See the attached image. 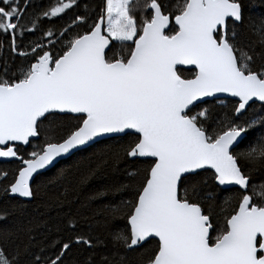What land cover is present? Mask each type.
<instances>
[{"label":"snow or ice","instance_id":"6c2138e0","mask_svg":"<svg viewBox=\"0 0 264 264\" xmlns=\"http://www.w3.org/2000/svg\"><path fill=\"white\" fill-rule=\"evenodd\" d=\"M31 6L0 0V158L20 161L11 178L0 170V195L41 197L63 171L35 185L34 174L97 144L81 182L124 163L129 183L90 199H132L86 230L67 216L47 244L0 210V264H264V12L248 0H103L93 14L85 0L70 23L41 28L81 5ZM231 187L239 195L220 200Z\"/></svg>","mask_w":264,"mask_h":264},{"label":"trees","instance_id":"16d2710c","mask_svg":"<svg viewBox=\"0 0 264 264\" xmlns=\"http://www.w3.org/2000/svg\"><path fill=\"white\" fill-rule=\"evenodd\" d=\"M87 1V0H86ZM94 13H98L99 9L97 5H101L103 0H94ZM169 4H176L178 0H167ZM250 5V10L253 15L259 16L261 12H264V0H248ZM80 5L85 3V0H78ZM73 7L70 10H66L65 14L61 15L58 18H54L49 21L47 18H43L40 22L41 28H48L51 26L56 27V21L65 16L70 11L76 9ZM40 35V32L36 33V36L25 35L22 39H18L17 43L21 48L24 47L30 40L35 39ZM7 39L8 37L0 35V40L5 41V49H7ZM119 46L114 45L113 49H118ZM113 49L109 50V54L112 53ZM5 54L7 52L5 51ZM195 70L193 69H181L184 78H192V74ZM59 120L65 122V127H70L71 123L75 121L71 119L70 116L58 117ZM47 123V121H45ZM123 139H127L126 137ZM111 141H102L101 143H110ZM33 144L39 143L37 140L32 141ZM100 145L93 144L91 147H88L84 150H81L75 153L73 156L64 160L54 168L42 173L37 176L34 185L41 181L53 180L57 177V173L63 171V177L56 179L48 189L42 193L41 197L34 200H24L22 198H13L7 199L0 195V210L12 211L15 209L13 214L9 217L7 222H24L25 220H31V226L33 227V234L35 238L45 229V227L50 223L52 219L61 215H70L75 218L79 226L87 227L89 223L94 222L96 219H100L98 215L103 206L108 203H119L121 200H130L132 199L131 189L124 190L120 194H109L102 198L91 200V195L102 188H107L109 186H114L118 184H128L129 181L126 179L124 169L126 165L120 163L116 167L109 166L106 169H102L96 176L88 178L86 182H81V177L86 176L88 172V165L90 163H95V157L92 156V153ZM243 145L237 147V151ZM31 145L27 146L21 154L31 151ZM5 170L12 173L16 170L20 164V161L14 158H7L1 163ZM205 175V173H202ZM259 177H256L258 180ZM255 182V181H254ZM7 181H2L0 186L6 184ZM67 189V195H61ZM218 191V190H217ZM226 195L238 196V188H230L228 192H220L219 199L222 200ZM219 203V200L217 201ZM127 211V209H124ZM117 226L123 227L125 221L120 219L115 222ZM216 235V232H213V236ZM154 241H149L145 245V248L153 245ZM135 256V254H130Z\"/></svg>","mask_w":264,"mask_h":264},{"label":"rangeland","instance_id":"374dc122","mask_svg":"<svg viewBox=\"0 0 264 264\" xmlns=\"http://www.w3.org/2000/svg\"><path fill=\"white\" fill-rule=\"evenodd\" d=\"M54 2H55V0H30V3L32 6L28 9V12L32 13L34 11L44 10V9L48 8ZM86 2L90 6V11H92L93 14H95L94 13V4H95L94 0H87ZM83 12H84V9H83V4H82L81 7L76 8V9L70 11L65 16H62L61 18H59L56 21V27L59 28V27L65 25L66 23H70L71 20L75 17V15L83 14ZM61 15H63V14H61ZM17 59H19V58H17ZM1 163H2V161H0V170H5ZM8 175H9V178H11V176L13 174L8 172ZM2 181H5V180L0 179V183ZM67 216L68 215H61V216H58V217H55L54 219H52L50 221V223L45 227V229L38 235V237L36 239L40 240V239H42V237L46 236L47 239L45 240V243L47 244L50 241L56 239L58 236H60V237L65 236L66 233L63 231L57 232V228L63 227V221ZM81 227L83 228V230L87 229V227H84V226H81ZM78 230H80V228H78ZM78 254H79V247L75 246L73 248V252L71 255L77 256Z\"/></svg>","mask_w":264,"mask_h":264},{"label":"water","instance_id":"95a60500","mask_svg":"<svg viewBox=\"0 0 264 264\" xmlns=\"http://www.w3.org/2000/svg\"><path fill=\"white\" fill-rule=\"evenodd\" d=\"M180 69H193V70H195L194 66H190V65L180 66ZM218 95H220L222 98H223L224 96H226V94H218ZM86 148H88V147H86ZM86 148H83L82 150H84V149H86ZM80 151H81V150H80ZM77 152H79V151H73V152H71L70 154H66V155H64V156H62V157L57 158L53 165L48 166L45 170H40L41 174H42V173H45L46 171H48V170H50V169H52V168H54L55 166H57L58 164H60V163L63 162L64 160L68 159L69 157L73 156V155H74L75 153H77ZM6 159H7V158H0V161H5ZM36 177H37V175L34 174V179H33V181H32L33 183H34ZM231 188H236V187H231ZM22 199H24V198H22ZM24 200H26V199H24Z\"/></svg>","mask_w":264,"mask_h":264}]
</instances>
